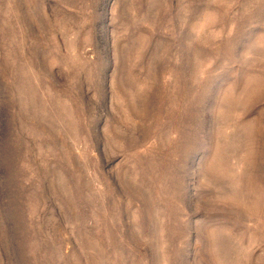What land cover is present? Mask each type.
<instances>
[{"label": "rangeland", "instance_id": "rangeland-1", "mask_svg": "<svg viewBox=\"0 0 264 264\" xmlns=\"http://www.w3.org/2000/svg\"><path fill=\"white\" fill-rule=\"evenodd\" d=\"M0 264H264V0H0Z\"/></svg>", "mask_w": 264, "mask_h": 264}]
</instances>
